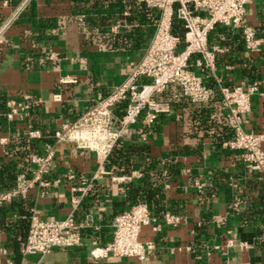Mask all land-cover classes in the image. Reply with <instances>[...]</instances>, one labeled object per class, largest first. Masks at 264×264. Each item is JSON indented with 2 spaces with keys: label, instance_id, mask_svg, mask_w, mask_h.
<instances>
[{
  "label": "crops",
  "instance_id": "crops-1",
  "mask_svg": "<svg viewBox=\"0 0 264 264\" xmlns=\"http://www.w3.org/2000/svg\"><path fill=\"white\" fill-rule=\"evenodd\" d=\"M142 6L154 16V11L158 12ZM100 7L97 11L91 0L85 12L72 0H21L15 7L4 5L7 18L0 43V168L7 167L14 179L19 173H28L26 156L53 143L56 128L73 121L96 99L109 93L150 41L156 18L148 22L138 10H128L127 6L112 10ZM108 13L112 16L107 17ZM243 23L253 27L257 37H264V0H249ZM116 37L121 40L114 44ZM208 45L219 48L215 54L216 74L224 85L245 86L264 78V43L249 52L238 29L217 25L209 34ZM197 57L192 56L191 62ZM61 76H73L76 81L60 85ZM177 87L168 88L174 93L170 114L159 116L150 125L139 121L133 128V138L127 140L141 139L140 135L145 134L141 141L148 147L147 154H139L138 159H151L161 172L159 178L152 170L149 172L150 179L164 191L161 216L171 212L182 216V223L164 226L155 234L145 228L142 238L151 239L155 248L142 261L92 255L100 253L99 249L111 239V223L120 213L117 204L126 198V185L144 176L138 166L127 173L105 167L110 174L94 182L76 216L79 224L86 214L92 217L91 227L82 230V244L45 255L21 254L31 209H36L42 219L66 217L70 210L66 172L72 169L77 177H88L96 170L93 153L79 154L72 145L59 144L56 166L45 180L58 178L60 184L36 187L26 198L0 206V264H264V237L258 238L255 233L264 231V221L252 224L239 216V210L251 213L250 200L257 192L247 183L252 173L242 163L239 151L222 146L234 132L226 122L220 98L215 94L207 102L194 103L180 95ZM57 91L62 100L54 102L52 96ZM23 94L31 98L29 123L40 131V139H28L24 124L9 121L4 115L5 102L21 99ZM199 108L211 110L215 123L230 129L232 136L220 143L201 131L196 136L192 111ZM160 119L162 123L152 131ZM140 126L146 129L137 131ZM244 127L264 132V93L252 96ZM127 176L131 179L112 180ZM22 235L24 240L20 241ZM228 239H233V244L226 247Z\"/></svg>",
  "mask_w": 264,
  "mask_h": 264
},
{
  "label": "built area",
  "instance_id": "built-area-1",
  "mask_svg": "<svg viewBox=\"0 0 264 264\" xmlns=\"http://www.w3.org/2000/svg\"><path fill=\"white\" fill-rule=\"evenodd\" d=\"M136 1L158 10L154 32L141 57L109 93L96 99L73 121L63 122L56 128L53 143L45 144L41 151H31L26 156L28 173H19L11 188L0 191L2 206L15 198H26L36 187L60 184L58 178L51 182L45 180L56 166V145L70 144L79 154L90 152L94 155L96 170L91 176L77 177L72 169L66 172L70 195V210L66 217L42 219L36 209H31L27 236L20 249L23 255H45L54 249L82 244V230L92 225L89 214L84 216L82 223L76 221L84 196L93 189L97 179L110 174L105 163L119 140L132 139L135 134L133 128L139 121L150 125L159 116L170 114V102L157 98L169 85H177L180 95L194 103L207 102L217 94L225 111L226 122L234 132L233 137L224 141L222 146L239 151L246 169L258 180H264V132L244 127L251 110L252 96L264 93V78L245 86L224 85L216 74L215 54L219 48L208 45L210 32L217 25H223L240 31L247 51L254 52L260 48L264 37H257L253 27L243 23L249 0ZM174 17L182 22V38L172 33ZM83 18L84 15L79 17L80 20ZM1 28L0 43L3 41V26ZM194 55L198 57L191 62ZM198 70L203 72L199 73ZM210 78L213 87L208 84ZM58 81L63 85L76 79L61 76ZM174 97L178 98V95ZM52 100L61 101V92L54 93ZM30 101L27 94H23L21 99H8L4 115L9 121L23 123L28 139H40V131L29 123ZM140 136L142 140L145 139L144 133ZM130 179V176L112 177V180L119 182ZM196 187L200 188L201 185L197 184ZM183 220L182 216L171 212L157 216L145 202H137L113 217L110 241L99 249L100 253L92 252V255L142 261L155 248L151 239L142 238L144 229L148 228L153 234L160 233L164 226L176 227ZM232 244L233 239H228L224 246ZM186 249L189 250V247L186 246Z\"/></svg>",
  "mask_w": 264,
  "mask_h": 264
},
{
  "label": "trees",
  "instance_id": "trees-1",
  "mask_svg": "<svg viewBox=\"0 0 264 264\" xmlns=\"http://www.w3.org/2000/svg\"><path fill=\"white\" fill-rule=\"evenodd\" d=\"M21 0H0V28L5 23V20L7 18V15L3 9L4 3H6L9 7H15ZM76 4L79 5V9H81V12H85V9L87 8V2L89 0H72ZM93 1V5L95 6V9L101 8L100 6H106L105 9H114L115 7L119 6H127L128 10L136 9L138 10L140 16H142L144 19H146L148 22H152L153 19L158 18V12H155V16L153 15L152 11L146 9L143 5V3H140L141 5L137 4L136 0H91ZM102 2V4H100ZM110 13V12H109ZM107 15V17H111L112 13ZM154 16V18H153ZM104 21V20H103ZM102 22V21H101ZM105 23L102 24L104 27ZM103 31V30H102ZM105 31V30H104ZM103 31V32H104ZM183 25L182 22L177 19L176 17L173 18L172 22V33L183 37ZM124 36H129L124 35ZM121 39L119 37H116L112 40V43L115 44V42L120 41ZM210 86H214L213 83L208 82ZM171 86V85H169ZM169 86L166 88V90L157 96L158 99L167 100L172 104L171 101V95L174 94L172 91L168 90ZM178 88V87H177ZM178 91V90H177ZM121 113V112H119ZM192 119H193V128H195L194 134L197 136L198 131H201L203 135H207L210 138L214 139L216 142L220 143L222 140L229 139L232 136V133L230 129L224 126H220L217 123H215L214 118L212 117V111L209 109H194L192 111ZM162 123V119H160L159 122H157V125L152 126V131H156L159 127V125ZM146 129L145 126H140V128L137 129V131H144ZM213 131L214 134L210 133L209 131ZM139 131V132H140ZM211 134V135H209ZM148 147L145 145L144 142L141 141L140 138L135 139L134 141H128V140H119L117 144L115 145L110 157L107 159L105 163V167L109 170H113L114 172H129L133 167L138 166L142 172L144 173V176L141 180L137 182H129L126 185V198L117 204L119 207L120 213L124 210L129 209L132 205H134L137 202H145L152 213H154L157 216H161V213L164 211V191L162 189V186L157 183L153 182L149 177V172L152 170L156 177H160L161 172L159 171V168L157 167V163L152 161L151 159H147L146 157L142 159V157H139V154L145 155L147 154ZM111 168V169H110ZM173 172V171H171ZM7 173V174H6ZM6 174V175H5ZM14 175L8 174V168L7 167H1L0 168V191L8 190L14 185ZM247 183L249 184L250 189L257 192L255 196L251 198L250 202V212L246 213L245 211L239 210V216L242 220L246 221L251 220L252 224H256V222L264 221V180H258L253 174L248 178ZM13 199L11 202L14 204ZM27 215V211L25 212ZM30 216V214H29ZM26 226L24 223L22 225ZM29 226V225H28ZM256 235L258 238L264 237V231L262 230H256ZM24 240V237L22 235L20 241ZM261 240V239H260ZM263 242V241H261Z\"/></svg>",
  "mask_w": 264,
  "mask_h": 264
}]
</instances>
